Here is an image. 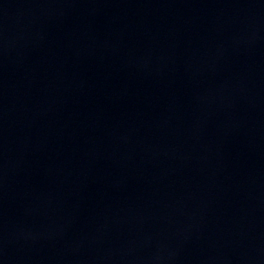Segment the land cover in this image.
<instances>
[{"label": "water", "instance_id": "obj_1", "mask_svg": "<svg viewBox=\"0 0 264 264\" xmlns=\"http://www.w3.org/2000/svg\"><path fill=\"white\" fill-rule=\"evenodd\" d=\"M0 264H264V0H0Z\"/></svg>", "mask_w": 264, "mask_h": 264}]
</instances>
